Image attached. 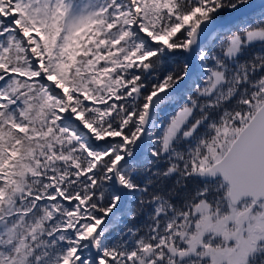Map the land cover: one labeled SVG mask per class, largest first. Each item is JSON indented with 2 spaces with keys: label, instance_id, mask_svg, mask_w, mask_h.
<instances>
[{
  "label": "snow or ice",
  "instance_id": "1",
  "mask_svg": "<svg viewBox=\"0 0 264 264\" xmlns=\"http://www.w3.org/2000/svg\"><path fill=\"white\" fill-rule=\"evenodd\" d=\"M0 264H264V0H0Z\"/></svg>",
  "mask_w": 264,
  "mask_h": 264
}]
</instances>
